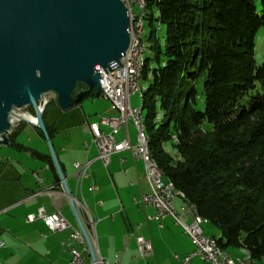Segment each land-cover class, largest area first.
<instances>
[{
  "label": "trees",
  "instance_id": "1",
  "mask_svg": "<svg viewBox=\"0 0 264 264\" xmlns=\"http://www.w3.org/2000/svg\"><path fill=\"white\" fill-rule=\"evenodd\" d=\"M144 25L152 159L224 251L264 264V0H146Z\"/></svg>",
  "mask_w": 264,
  "mask_h": 264
},
{
  "label": "crops",
  "instance_id": "2",
  "mask_svg": "<svg viewBox=\"0 0 264 264\" xmlns=\"http://www.w3.org/2000/svg\"><path fill=\"white\" fill-rule=\"evenodd\" d=\"M130 100L131 97V108L141 106L132 105ZM117 117L112 103L100 96L87 98L75 110L58 112L50 121L46 120L52 131L51 148L70 197L83 200L94 221L96 253L104 264H146L152 260L156 264H183L182 260L192 252L193 246L182 228L170 217L155 220L154 208L137 203L142 195L150 192L144 180L143 161L135 158L130 149L112 154L106 165L98 158L88 126L98 123L100 131L108 135L111 128L101 121ZM20 125L8 136L9 153H0V179L6 180L5 187L0 188V264H69L71 257L67 251L71 248L82 254L85 263L90 262L86 247L71 238L73 231H80V226L69 198L57 194L61 180L49 146L41 133L29 125L32 128L31 137L27 138L30 147L19 143ZM114 140L116 143L127 141L134 148L137 140L133 125L129 122L121 126ZM77 162L89 163L88 177L83 180L81 189L73 176ZM180 205L175 201V208ZM40 209L47 214L59 211L70 227L50 234L40 220L27 222V217L36 215ZM78 218L87 219L83 213ZM136 237L151 242L153 259L139 256ZM190 264L204 263L193 257Z\"/></svg>",
  "mask_w": 264,
  "mask_h": 264
},
{
  "label": "water",
  "instance_id": "3",
  "mask_svg": "<svg viewBox=\"0 0 264 264\" xmlns=\"http://www.w3.org/2000/svg\"><path fill=\"white\" fill-rule=\"evenodd\" d=\"M129 28L121 0H0V148L9 146L14 122L36 128L49 146L67 197L43 121L45 97L52 95L57 110L69 113L83 100L102 96L95 68L120 66ZM26 107L33 111L28 115L32 121L17 114Z\"/></svg>",
  "mask_w": 264,
  "mask_h": 264
},
{
  "label": "built area",
  "instance_id": "4",
  "mask_svg": "<svg viewBox=\"0 0 264 264\" xmlns=\"http://www.w3.org/2000/svg\"><path fill=\"white\" fill-rule=\"evenodd\" d=\"M137 1L138 0H126L125 7L129 14L137 7ZM129 38V47L126 52L121 55L120 66L112 63L110 67L105 70H101L98 67L95 68L100 75L102 96L108 99L118 112V117L116 119L101 121L102 124L111 128V132L108 135H104L100 131L98 123H91L88 126L92 134L93 142L98 149V158L106 165L112 154L130 149L135 158H139L143 161L144 180L147 182L150 192L149 194L142 195L137 203L144 207L154 208L156 211L154 216L155 220L160 221L165 217H170L175 224L182 228L183 233L188 237L193 246L192 252L182 260L183 264H190L193 257L198 258L204 264H251L241 258L233 259L229 256H224V250L221 247H214V238L205 235L202 229V225L208 223V221L204 218L197 217L191 212V208L184 203H181L177 210L174 207V203L179 197L174 194L171 188H167L159 182L153 168L147 163L146 158H144L142 138L136 118V108H131L129 104V98L134 95L135 65L133 52H137L135 49V38L130 37V34ZM129 122L136 130L137 142L134 148H131L127 141L116 143L114 140V135L117 130L121 126H126ZM88 168V162H77L74 164L73 176L80 189L83 180L88 177ZM57 187L59 188V193L57 194L62 197H67L62 181L58 182ZM51 196L55 197V194L51 193ZM67 198L71 199L78 215L83 213L86 214L87 217L85 221H80L79 219L80 231H73L71 238L80 245H84L89 252L86 242L88 239L95 257L94 260L91 258L90 264H104L103 260L96 253L94 221L88 214L83 200L79 201L72 197ZM37 220L43 223L47 233L50 234H56L70 227L66 220L60 215L59 211L47 214L43 209H40L36 215L27 217V222H34ZM135 243L141 258H154L153 246L149 240L143 237H136ZM61 246L64 248L63 243ZM1 247L2 244L0 243V248ZM67 252L71 257L69 264H86L82 254L75 248H71ZM146 264H156V262L152 260Z\"/></svg>",
  "mask_w": 264,
  "mask_h": 264
},
{
  "label": "bare ground",
  "instance_id": "5",
  "mask_svg": "<svg viewBox=\"0 0 264 264\" xmlns=\"http://www.w3.org/2000/svg\"><path fill=\"white\" fill-rule=\"evenodd\" d=\"M146 0H138L137 1V8L138 11L134 12V10L129 14L130 18V28H129V34L130 37L135 38V49L137 52H133V57H134V65H135V78H134V95L138 93V96L142 97V91L139 88V82L141 80V73L143 69V58H144V52H145V43L141 40V33L140 31L142 30V19H143V13H144V5H145ZM121 2L126 6V0H121ZM142 109L141 107L136 108V118H137V123L140 128V133H141V138H142V144H143V151H144V158H146L147 163L153 168L154 173L156 174L159 182L164 185L167 188H171L173 190L174 194L179 197V199L184 203L186 206L191 208V212L195 214L197 217H201L194 204L189 203L185 200V195L181 192L175 189L172 183L170 182H165L163 180V174L159 167L157 166L156 162L152 159L149 151V146H148V138L146 134V127H145V121H144V116L142 114ZM22 117L31 120L32 119L27 115H23ZM202 218V217H201ZM214 247H220L217 244V241L214 239ZM224 256H229L232 258L226 251H224ZM235 258H240L236 256ZM242 260H245L247 262H250L251 264H255L253 261L250 259H245L241 258Z\"/></svg>",
  "mask_w": 264,
  "mask_h": 264
},
{
  "label": "rangeland",
  "instance_id": "6",
  "mask_svg": "<svg viewBox=\"0 0 264 264\" xmlns=\"http://www.w3.org/2000/svg\"><path fill=\"white\" fill-rule=\"evenodd\" d=\"M136 11H138V8L137 7H135L134 8V12H136ZM145 24H147L146 23V21L144 22ZM147 28L148 27H146L145 25H144V31H140V33H142V38H143V36L145 35V33H146V31H147ZM141 35V34H140ZM259 48H261V52H260V55H261V59H263L264 58V31H262L261 32V34H260V37H259ZM146 87H147V83H145L144 81H140L139 82V88L141 89V91H145L146 90ZM89 98H91V97H89ZM93 98H95V97H93ZM98 98H100V97H98ZM45 99H46V101H47V104H46V106H45V119L46 120H48V121H50V119H51V116H54V115H56L59 111L57 110V108L54 106V104L52 105V104H50L49 102H51L52 101V95H47L46 97H45ZM88 100H92V99H88ZM131 103H132V105H137V106H139V105H141V99H140V97L138 96V93L137 94H135V95H133V96H131ZM84 102H88V101H84ZM83 104H86V103H83ZM141 107V106H140ZM31 113V111H30V107H26V108H23V109H21V110H19L18 111V113L17 114H19L20 116H23V115H31L30 114ZM142 114H143V116H145V114H146V111L145 110H143V112H142ZM32 116V115H31ZM20 125L21 127H20V135H19V137H18V142L19 143H21V144H23L24 146H26V147H30V145L31 144H29L28 143V140H27V138H30L31 137V130H32V128H30L27 124H25V123H22V122H14L13 123V129H14V127L16 126V125ZM9 151H10V148L9 147H1L0 148V153H9ZM12 154H14V153H12ZM12 156V155H11ZM9 157H10V155H9ZM8 157V158H9ZM5 185H6V180H2V179H0V188L2 187H5ZM8 186V185H7ZM176 202H178V204L180 203H182V201L179 199V198H177L176 199ZM177 210L179 209V207L178 208H176ZM203 228L202 229H204V230H206V233L207 234H209V235H211L212 237H215V238H218V236H219V233H218V230L216 229V227H214L212 224H210V223H205V224H203V226H202ZM226 252L234 259L236 256H238V257H240V258H242V257H244V250L243 249H227L226 250ZM86 264H90V262L89 261H87L86 262Z\"/></svg>",
  "mask_w": 264,
  "mask_h": 264
}]
</instances>
